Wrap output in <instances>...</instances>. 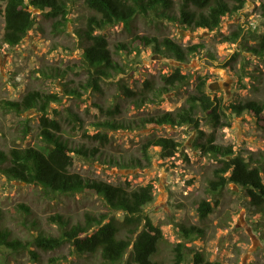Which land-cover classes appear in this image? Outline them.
<instances>
[{
    "label": "rangeland",
    "instance_id": "374dc122",
    "mask_svg": "<svg viewBox=\"0 0 264 264\" xmlns=\"http://www.w3.org/2000/svg\"><path fill=\"white\" fill-rule=\"evenodd\" d=\"M178 3L179 0H173ZM232 5L237 0H228ZM261 0H245L243 8L222 22L214 31L190 30L180 24L164 21L155 27L146 20H136L137 34H153L160 38L169 37L188 48L200 44L197 51L189 54L185 62H178L168 54H157L151 47H140L138 53L121 57L119 61L129 64L125 73L107 79L102 83L103 93L84 88L86 73L81 67L80 38L76 34L92 12L82 1L70 4L68 22L62 32H56L48 21L37 18V23L23 41L9 47L2 42L4 32L3 7L0 0V150L14 146H40L37 137L40 113L35 109L15 114L3 107L5 100H20L28 91L56 94L57 101L50 103V116L61 124L60 134L69 145L97 147L98 152L91 159L77 160L74 171L118 184L129 182L132 186L154 185V199L144 208L152 222L161 229L162 238L152 260L158 264H174L173 248L183 240L179 232L182 226L195 225L203 229V235L186 246L192 250L187 264H193L192 255L201 252L211 263L218 264H264V214L255 213L246 201L244 192L235 184H228L217 194L208 192V178L213 177L217 161L203 155L197 146L205 142L213 131L210 124L200 121L198 130L192 126H142L141 118L165 111H175L184 103L197 82V77L205 78L206 90L211 97L221 99L227 124L217 128L215 143L231 146L235 154L251 158L254 164H264V122L249 113L234 114L231 104L255 100L264 104V55L257 56L247 46H254L264 32L260 9ZM37 14V11L34 12ZM240 27L242 34L235 41L229 39ZM110 48L116 43L129 42L131 36L122 25L110 27L105 32ZM179 66L183 74L190 75V83L179 90H171L161 95L160 101L148 102L141 109H135L124 102L116 120L129 129L110 131V144L102 146L96 140L84 135V129L94 134V122L109 117L100 112L96 103L105 106L117 95L119 80H123L133 90L142 87L143 80L155 77L161 85L162 73H170ZM59 69L64 77H48L42 71L51 73ZM76 90V94L72 93ZM82 129L76 127L80 124ZM30 132L24 134L23 126ZM150 136H163L180 144L173 157L162 158L157 147L150 148L151 164L141 153L142 143ZM142 167L120 169L119 163L138 162ZM209 199L214 210L205 221H200L195 205L201 199ZM30 208L27 224L25 216L17 208L19 204ZM0 210L2 225L15 238L29 240L42 231L57 234L56 226L48 222L49 216L59 212L71 221L82 220L86 212L108 213L105 204L97 198L85 195L75 197L46 196L39 187L17 181H7L0 177ZM113 213H110L112 215ZM117 216L120 212L116 213ZM0 264H104L99 256L79 258L68 246L53 251L39 252L36 262L30 260L27 252L15 253L0 247Z\"/></svg>",
    "mask_w": 264,
    "mask_h": 264
},
{
    "label": "trees",
    "instance_id": "16d2710c",
    "mask_svg": "<svg viewBox=\"0 0 264 264\" xmlns=\"http://www.w3.org/2000/svg\"><path fill=\"white\" fill-rule=\"evenodd\" d=\"M4 3L3 20L4 32L2 42L9 46L19 45L28 32L34 28L37 18L48 21L54 31L62 32L68 22L70 4L82 1L92 12L83 26L76 30L80 38L81 67L86 73L84 88H91L103 93L102 83L119 73H125L129 64L119 61L123 55L127 56L140 51V47H151L157 54H168L178 62H185L187 56L196 52L200 44L183 48L169 37L160 38L158 35L137 34L136 20L142 18L160 27L164 21L180 24L190 30H217L225 19L237 14L244 6L245 0H237L232 5L228 0H1ZM261 17L264 28V0L260 2ZM37 11V14L34 12ZM122 25L131 36L129 42L116 43L110 48L106 30L110 27ZM242 34L238 27L233 33L231 41H235ZM249 51L257 56L264 55V32L257 44L247 46ZM42 75L48 77H64V73L57 68ZM161 85L156 84L155 77H146L139 90H133L122 79L116 83L117 95L108 105L96 103L100 112L109 119L94 122V134L90 135L84 129V135L96 140L103 147L110 144V131L129 129L119 123L115 117L128 102L135 109L143 108L146 103L160 101L161 95L171 90H179L190 83V75L183 74L176 66L173 71L162 73ZM72 93H77L72 90ZM56 94L43 93L37 90L28 91L20 100L3 102V107L15 114H21L35 109L40 113L39 131L37 137L40 146H14L8 150H0V177L7 181H17L30 186L39 187L46 196L75 197L78 195L91 196L100 199L108 209V213L93 214L86 212L82 220L71 221L63 213H55L48 218V222L56 226L57 234H46L42 231L29 240L22 241L15 238L12 232L2 225L3 214L0 210V247L9 248L15 253L27 252L30 260L36 262L39 252L53 251L63 246L81 258L99 256L104 264H158L152 260L157 252L158 243L162 238L161 229L156 226L144 208L154 199V185L147 183L132 186L129 182L113 184L107 181L84 176L73 170L77 160L91 159L98 152V148L82 145L78 148L60 134V121L50 116L49 106L57 101ZM234 114L249 113L258 121L264 122V104L255 100H246L231 104ZM221 99L211 97L206 90L205 78L198 76L195 87L188 94L185 103L175 111H165L141 118L142 126H192L198 130L200 121L210 124L213 131L205 142L197 146L201 154L212 156L218 163L213 169V177L208 178V192L221 193L228 184H235L244 192L246 201L255 213L264 214V164H254L251 158L235 154L231 146L215 143L217 128L227 124L222 122L225 116ZM76 127L82 129L81 120ZM24 134L30 132L28 125L23 126ZM180 144L172 138L150 136L141 146V153L151 164L149 149H160L162 158L173 157L179 151ZM138 162L116 164L120 169L142 167ZM211 196V195H210ZM214 206L209 199H201L195 205L200 221H205L213 212ZM25 216L24 223L30 215V208L26 204H19L17 208ZM120 212L117 216L116 213ZM110 213H113L110 215ZM183 238L173 248L174 264H187L191 249L186 241H192L203 235L201 227L191 225L182 226L179 230ZM193 264H218L205 260L201 252L192 255Z\"/></svg>",
    "mask_w": 264,
    "mask_h": 264
}]
</instances>
